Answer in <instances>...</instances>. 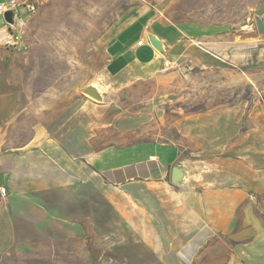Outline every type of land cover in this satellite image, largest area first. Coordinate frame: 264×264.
I'll use <instances>...</instances> for the list:
<instances>
[{
    "label": "rangeland",
    "instance_id": "obj_1",
    "mask_svg": "<svg viewBox=\"0 0 264 264\" xmlns=\"http://www.w3.org/2000/svg\"><path fill=\"white\" fill-rule=\"evenodd\" d=\"M35 4L0 47V94L16 98L22 122L59 140L82 121L78 109L109 105L132 140L96 147L155 141L178 159L155 182L112 187L78 169L80 142H32L23 150L46 173L34 192L0 198V264H264V0ZM135 22L161 53L180 49L163 84L105 72L106 48Z\"/></svg>",
    "mask_w": 264,
    "mask_h": 264
},
{
    "label": "crops",
    "instance_id": "obj_2",
    "mask_svg": "<svg viewBox=\"0 0 264 264\" xmlns=\"http://www.w3.org/2000/svg\"><path fill=\"white\" fill-rule=\"evenodd\" d=\"M36 0H0V5L10 7L14 2L17 17L14 23L6 22L4 15L0 14V47L7 45L13 36L15 26H21L28 13L26 3L35 4ZM115 37L106 48L108 64L105 68L110 77L128 83L156 81L163 84L160 78L169 79L173 73H165L176 66L181 58L180 49L158 52L150 44L151 32L141 22L122 26L115 33ZM143 40L144 45L138 46ZM166 62L170 67L166 68ZM90 107L77 111V121L74 133H61L59 140L38 139L36 131H31L22 121L16 98L10 94H0V179L7 178L8 195H25L36 190L37 172L46 173V168L37 163V158L30 152H24L32 142H80L77 147L76 161L78 169L87 173L90 180L112 187H128L134 183L155 182L167 175L170 168L177 162L178 151L168 143L135 144L120 147L114 151L101 149L95 142H131L129 135L134 128L124 125L118 126V117L112 115L109 105ZM88 117L87 123L85 118ZM121 122L123 120H120ZM120 122V123H121ZM119 130V131H118ZM118 131V132H117ZM113 133L111 139L110 133ZM6 142H26L21 145V152L10 153L5 149ZM85 142H91L85 144ZM152 142V143H149ZM83 163V164H82ZM84 164L90 166L86 172ZM4 184V183H1ZM196 239V238H195ZM261 241V243H263ZM260 258L264 259V247L259 249Z\"/></svg>",
    "mask_w": 264,
    "mask_h": 264
},
{
    "label": "water",
    "instance_id": "obj_3",
    "mask_svg": "<svg viewBox=\"0 0 264 264\" xmlns=\"http://www.w3.org/2000/svg\"><path fill=\"white\" fill-rule=\"evenodd\" d=\"M15 13L12 11L6 12L4 14V18L7 23L13 24L14 23V18H15ZM258 28L260 33H264V21L258 20ZM150 43L151 45L159 52L163 51V46L162 44L156 39V37L151 36L150 37ZM181 171L178 168L173 169V176H172V181L173 183H177L179 180L178 176L180 175Z\"/></svg>",
    "mask_w": 264,
    "mask_h": 264
},
{
    "label": "built area",
    "instance_id": "obj_4",
    "mask_svg": "<svg viewBox=\"0 0 264 264\" xmlns=\"http://www.w3.org/2000/svg\"><path fill=\"white\" fill-rule=\"evenodd\" d=\"M25 5L27 6V10H28L29 14H34L37 11L36 4L26 3ZM16 7H17V5L14 2L12 3V5L10 7L4 6V5H0V14L4 15L6 12L12 11V12L15 13V16L17 17ZM143 45H144V41L143 40L138 42V46H143ZM165 67L169 68L170 67V62H166ZM7 196H8L7 188L0 187V198H5Z\"/></svg>",
    "mask_w": 264,
    "mask_h": 264
},
{
    "label": "trees",
    "instance_id": "obj_5",
    "mask_svg": "<svg viewBox=\"0 0 264 264\" xmlns=\"http://www.w3.org/2000/svg\"><path fill=\"white\" fill-rule=\"evenodd\" d=\"M204 231H205V230H204ZM204 231H203V232H204ZM203 232H202V233H203ZM200 235H201V234H200Z\"/></svg>",
    "mask_w": 264,
    "mask_h": 264
},
{
    "label": "bare ground",
    "instance_id": "obj_6",
    "mask_svg": "<svg viewBox=\"0 0 264 264\" xmlns=\"http://www.w3.org/2000/svg\"><path fill=\"white\" fill-rule=\"evenodd\" d=\"M182 175V174H181ZM179 177V176H178Z\"/></svg>",
    "mask_w": 264,
    "mask_h": 264
}]
</instances>
